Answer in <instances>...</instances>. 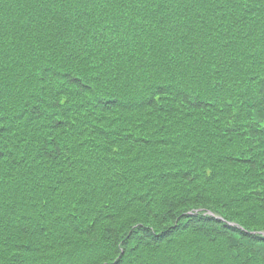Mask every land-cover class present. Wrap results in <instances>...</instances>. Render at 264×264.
Here are the masks:
<instances>
[{
  "label": "trees",
  "instance_id": "1",
  "mask_svg": "<svg viewBox=\"0 0 264 264\" xmlns=\"http://www.w3.org/2000/svg\"><path fill=\"white\" fill-rule=\"evenodd\" d=\"M0 264H264V0H0Z\"/></svg>",
  "mask_w": 264,
  "mask_h": 264
}]
</instances>
